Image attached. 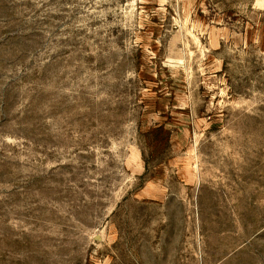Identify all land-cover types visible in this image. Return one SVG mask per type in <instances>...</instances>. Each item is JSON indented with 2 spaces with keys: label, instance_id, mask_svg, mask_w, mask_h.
Returning a JSON list of instances; mask_svg holds the SVG:
<instances>
[{
  "label": "rangeland",
  "instance_id": "rangeland-1",
  "mask_svg": "<svg viewBox=\"0 0 264 264\" xmlns=\"http://www.w3.org/2000/svg\"><path fill=\"white\" fill-rule=\"evenodd\" d=\"M0 264H264V0H0Z\"/></svg>",
  "mask_w": 264,
  "mask_h": 264
}]
</instances>
